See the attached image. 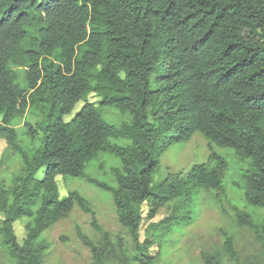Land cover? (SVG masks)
I'll return each mask as SVG.
<instances>
[{"label":"trees","instance_id":"obj_1","mask_svg":"<svg viewBox=\"0 0 264 264\" xmlns=\"http://www.w3.org/2000/svg\"><path fill=\"white\" fill-rule=\"evenodd\" d=\"M92 93L97 105L87 103ZM105 108L126 119L110 123ZM195 134L208 141L207 160L155 182L160 152ZM0 139L21 165L7 183L0 158V246L11 264H43L50 245L40 235L75 206L101 234L94 244L77 230L93 264H155L199 193L222 190L228 164L215 147L246 166L235 185L249 208L264 209V0H0ZM102 155L117 162L112 184L85 173ZM57 176L110 194L130 245L112 242L79 192L59 199ZM164 207L169 215L152 222ZM235 221L256 253L239 258L223 233L222 252H201L202 264L223 255L264 264V217L242 210Z\"/></svg>","mask_w":264,"mask_h":264},{"label":"rangeland","instance_id":"obj_2","mask_svg":"<svg viewBox=\"0 0 264 264\" xmlns=\"http://www.w3.org/2000/svg\"><path fill=\"white\" fill-rule=\"evenodd\" d=\"M98 101L99 99L93 93L87 98L89 104L97 105ZM83 105V102L77 103L71 114L64 117V121H71ZM103 117L113 124L126 119L111 108L104 109ZM22 125L20 123L17 127L19 135L23 130ZM5 150H7V143L4 139H0V158L4 159L1 177L9 183L10 177L19 172L21 165L18 157L11 150ZM215 151L223 156L228 164L223 175L222 190L199 193L191 207L192 220L188 224L174 228L166 239H162L160 249L162 254L157 255L159 247L154 246L151 249L150 255L158 256L155 264H202L201 252H222L223 233L232 237L235 250L241 259L254 255L259 248L252 233L247 228L237 225L235 221L237 211L242 210L249 212L256 222L264 217V209L249 208L242 190L235 185L239 179L240 170L246 166L239 163L230 149L215 147ZM208 153V141L199 134H195L186 144L170 146L167 150L160 152V169L154 181L161 180L168 173L187 172L193 164L205 162ZM100 165H102L101 169H99ZM116 166L117 162L112 157L102 155L97 161L90 162L85 173L99 181L112 184L110 170ZM55 180L59 199L67 196L69 191L79 192L94 211L95 223L111 236L112 242L116 243V237L120 235L128 246L130 245L129 236L116 222L115 207L110 194L89 185L84 180L62 179L60 176H57ZM143 210L145 211V206ZM169 213L170 208L164 207L152 222H159ZM26 221V217H23L14 223V233L19 241L24 237ZM149 223L150 221L143 220L139 238L141 242L145 238L144 232ZM77 230L94 244L101 240L100 232L92 225L91 215L84 214L75 206L65 217L40 235L39 238L44 239L50 245L43 264H93L90 249L77 237ZM221 260L222 264H233L225 255ZM0 264H11L9 255L1 246Z\"/></svg>","mask_w":264,"mask_h":264}]
</instances>
